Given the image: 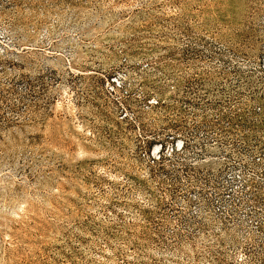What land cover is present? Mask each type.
<instances>
[{
    "label": "rangeland",
    "instance_id": "obj_1",
    "mask_svg": "<svg viewBox=\"0 0 264 264\" xmlns=\"http://www.w3.org/2000/svg\"><path fill=\"white\" fill-rule=\"evenodd\" d=\"M0 264H264V0H0Z\"/></svg>",
    "mask_w": 264,
    "mask_h": 264
}]
</instances>
